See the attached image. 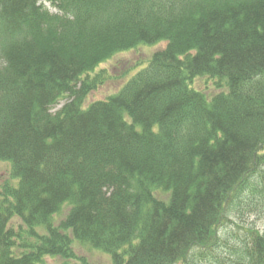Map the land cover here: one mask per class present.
<instances>
[{
	"label": "trees",
	"instance_id": "1",
	"mask_svg": "<svg viewBox=\"0 0 264 264\" xmlns=\"http://www.w3.org/2000/svg\"><path fill=\"white\" fill-rule=\"evenodd\" d=\"M0 163V264H264V0H0Z\"/></svg>",
	"mask_w": 264,
	"mask_h": 264
},
{
	"label": "rangeland",
	"instance_id": "2",
	"mask_svg": "<svg viewBox=\"0 0 264 264\" xmlns=\"http://www.w3.org/2000/svg\"><path fill=\"white\" fill-rule=\"evenodd\" d=\"M47 8H50L47 5ZM51 12H55L51 9ZM157 51L156 48H142L135 52H129L121 55L120 57L115 58L113 61L105 64L102 68L109 73V81L101 86L98 90L93 92L87 99V104L94 100H102L107 98L110 95L117 93L130 79L132 76H135L139 71L146 67L148 59L151 55ZM146 62H142L144 60ZM130 72L127 77L124 78L125 73ZM117 75L122 76V78H118ZM205 80H196L195 87L196 88H204ZM208 84V82H207ZM66 103V101H61L56 107L52 109V113L58 112ZM10 170V166L6 163H0V185L3 184L7 178ZM230 211H232L230 209ZM66 212L64 211L62 215L58 216L55 219V225H59L61 221L65 218ZM230 220L228 224H224L220 231V237H225L227 232H234V239L228 244L226 251L220 253V256H228L230 254V250L243 251L249 243V235L251 234V228L255 227L256 230H264V216L259 218L255 215H250L245 212L243 216H239L233 211L230 212ZM76 254L79 257H83L87 259L88 264H112L111 258L96 250H88L80 246H76ZM48 264H78L77 261L74 260H63L61 258L49 259ZM199 264H209V263H200V259H198ZM216 264V263H212Z\"/></svg>",
	"mask_w": 264,
	"mask_h": 264
}]
</instances>
